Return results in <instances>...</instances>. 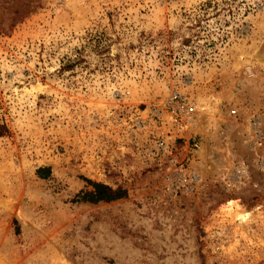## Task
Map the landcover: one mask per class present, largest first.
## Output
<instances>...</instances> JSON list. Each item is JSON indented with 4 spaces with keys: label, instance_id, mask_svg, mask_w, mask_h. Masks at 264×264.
<instances>
[{
    "label": "rangeland",
    "instance_id": "1",
    "mask_svg": "<svg viewBox=\"0 0 264 264\" xmlns=\"http://www.w3.org/2000/svg\"><path fill=\"white\" fill-rule=\"evenodd\" d=\"M174 89L241 120L163 156ZM0 127V264H264V0H0Z\"/></svg>",
    "mask_w": 264,
    "mask_h": 264
},
{
    "label": "built area",
    "instance_id": "2",
    "mask_svg": "<svg viewBox=\"0 0 264 264\" xmlns=\"http://www.w3.org/2000/svg\"><path fill=\"white\" fill-rule=\"evenodd\" d=\"M248 69L251 70L252 66H248ZM192 84L193 82L189 85ZM157 115L163 130L157 142V151L163 156L170 154L174 144L181 138L185 136L192 138L194 134L197 135L203 121L208 123V131L221 136L225 134V130H221L222 124L220 126L218 124L222 123L226 116L237 121L241 117L237 107H228L215 96H211L208 102L203 104L190 92L180 89H174L168 97L161 101ZM258 119L259 117L253 115L248 121L250 132L256 137L255 139L260 138ZM258 144L260 148L262 144L259 141ZM195 146L198 147L197 144ZM229 182L232 180L228 179Z\"/></svg>",
    "mask_w": 264,
    "mask_h": 264
},
{
    "label": "trees",
    "instance_id": "3",
    "mask_svg": "<svg viewBox=\"0 0 264 264\" xmlns=\"http://www.w3.org/2000/svg\"><path fill=\"white\" fill-rule=\"evenodd\" d=\"M189 45L190 41L187 42ZM4 127H0V137L4 135ZM38 176L41 179H47L51 175L50 168H40L37 171ZM85 182L90 186L91 190H86L80 192L73 199V203H91V204H99L101 202L110 203L114 201H118L121 199H125L128 196V192L125 189L117 188L113 189L107 185L102 183L94 182L89 179H84Z\"/></svg>",
    "mask_w": 264,
    "mask_h": 264
}]
</instances>
